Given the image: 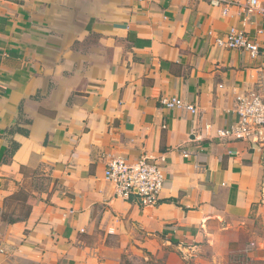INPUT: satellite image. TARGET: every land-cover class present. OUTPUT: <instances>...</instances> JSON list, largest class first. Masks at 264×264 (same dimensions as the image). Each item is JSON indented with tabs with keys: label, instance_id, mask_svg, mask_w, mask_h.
Masks as SVG:
<instances>
[{
	"label": "crops",
	"instance_id": "obj_1",
	"mask_svg": "<svg viewBox=\"0 0 264 264\" xmlns=\"http://www.w3.org/2000/svg\"><path fill=\"white\" fill-rule=\"evenodd\" d=\"M224 8L0 0V264H152L212 220L264 211V146L218 135L236 96L260 88L264 53L215 43L236 26L264 45V16L249 0ZM145 154L164 157L155 205L118 197L104 174L112 156Z\"/></svg>",
	"mask_w": 264,
	"mask_h": 264
},
{
	"label": "built area",
	"instance_id": "obj_2",
	"mask_svg": "<svg viewBox=\"0 0 264 264\" xmlns=\"http://www.w3.org/2000/svg\"><path fill=\"white\" fill-rule=\"evenodd\" d=\"M215 6H224L230 0H210ZM259 7L264 16V6L258 0H249V11ZM217 46L224 49L246 51L252 58H260L264 53V45L246 30L232 26L228 31L215 38ZM167 108H187L194 113L197 107L193 103L178 97L162 100ZM236 119L225 128L218 130V135L225 139L247 141L264 146V68L260 76V88L249 89L236 96L233 109ZM163 156L142 155L130 160L126 157L112 156L108 161L104 174L113 186L115 194L126 200L137 198L142 205H155L161 199L165 185Z\"/></svg>",
	"mask_w": 264,
	"mask_h": 264
},
{
	"label": "rangeland",
	"instance_id": "obj_3",
	"mask_svg": "<svg viewBox=\"0 0 264 264\" xmlns=\"http://www.w3.org/2000/svg\"><path fill=\"white\" fill-rule=\"evenodd\" d=\"M217 220L203 225L199 238L183 243L170 240L163 258L154 256L150 262L166 264L168 253L173 252L179 264H264V211L258 204L246 214ZM120 264L135 263L122 257Z\"/></svg>",
	"mask_w": 264,
	"mask_h": 264
},
{
	"label": "trees",
	"instance_id": "obj_4",
	"mask_svg": "<svg viewBox=\"0 0 264 264\" xmlns=\"http://www.w3.org/2000/svg\"><path fill=\"white\" fill-rule=\"evenodd\" d=\"M16 148H17V144H16V146H14V148L11 150V154L16 150ZM10 154V155H11ZM29 212H30V210H28V211H26L25 213H24V217L23 218H25L28 214H29ZM3 218L4 219H6V220H8V221H10V222H14V221H16V220H21V218L22 217H17V218H14L13 217V215H11V214H9V213H3Z\"/></svg>",
	"mask_w": 264,
	"mask_h": 264
}]
</instances>
